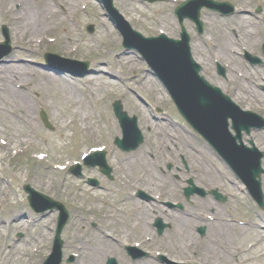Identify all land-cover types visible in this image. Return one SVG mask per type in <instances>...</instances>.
I'll return each mask as SVG.
<instances>
[{
    "label": "rangeland",
    "instance_id": "obj_1",
    "mask_svg": "<svg viewBox=\"0 0 264 264\" xmlns=\"http://www.w3.org/2000/svg\"><path fill=\"white\" fill-rule=\"evenodd\" d=\"M154 10H157V5L148 8L140 6L138 10H135L138 12L137 15H129L128 13L130 12H128V10L121 9V12L127 19H129V21L132 18H136L135 21H132L131 25L134 29L140 31L147 37H157L162 32L170 38L176 37L180 31V26L177 21L173 19V12L159 9L157 12ZM234 18L235 17L227 19L229 21L219 18L209 19L212 20V22L208 20V22L205 23V34L203 35L202 40L197 37L195 32H193L189 23H185L184 26L192 36L193 49L199 50L198 48H201V50H203L202 47L204 48V51H202V57V54H196L195 50L194 55H196L197 60H199L204 67L205 76L208 80L212 84L221 87L237 105L241 106L243 109L246 108L254 111L259 115H262L261 117L264 118L263 100L258 98L256 99L257 102L252 98H249V101L244 98L239 100V97L242 96L240 93L236 92L238 87H240V89L244 91V94L249 95L250 90H248V86H252L254 93L251 94L255 97V92H258L260 96L264 98V67L248 71V64L243 59L239 58L236 60L235 57L237 56L230 53L231 50L235 51L239 49L236 46L235 37L232 38L229 36L231 43H224V33L230 25V22L233 23L231 20ZM72 20L73 21L64 23L61 27H73L74 31L73 35L71 34V37L76 43L73 47L62 48L60 43L47 44L38 47L37 53L29 54L20 52L18 48L15 49V41L12 35L10 19L4 12H0V42L4 40L2 26L6 25L9 29L12 47L10 55L0 60V66L6 65L10 59H15L20 62L19 66L22 68H37L48 74L55 75L56 73L54 71L49 70L46 67V62L44 60L45 54L50 53L69 60L89 62L90 68L94 70V73L90 76H103L114 71L118 73L121 80L120 82H115L116 85H114L113 91L102 96L95 104V111L101 116L100 118L105 124L102 125L101 131L97 132L93 138H82L79 137L75 130L74 132L71 131V134H73V137L70 139L71 143L69 142L70 145H68L63 152L57 151L56 149H52L51 151L46 150L48 149L46 147L49 146L51 140L54 139L55 142H57V139L55 138H64L60 133V125L57 122L60 110L59 105L55 103L52 108L45 107L39 99V93L32 94L29 99V106L31 109H34L32 112L34 111V120L36 124L41 127L39 141H36L39 142L40 145L38 147L36 145L33 147L36 149V152L42 151V153L35 157L32 155H36V153L34 151H29L21 153L18 156H16V153L13 156L12 154H8L2 158V150H0V223L2 220L6 223L8 222V225L6 226L0 225V230L4 228L1 230L4 234L0 239V254L3 252V249L6 248L8 242L11 243L10 246H13L15 252L17 250L27 251L25 258L28 264H41L47 259L48 254L51 252L57 226L58 213H47V216L45 215V217L34 214L30 209L28 196L23 191V186L29 185L36 191L52 198L54 201L62 203L71 216V220L64 229L62 235V240L64 242L63 264H76L75 258L70 262L71 255H78L77 246L85 248L84 243L82 242L71 243L72 234L76 231L90 241L97 238L101 231H105L122 243L127 242L129 246L137 242L141 245V251L154 255V259L150 260L152 264H160L157 262V252L158 254L164 253V251L172 246V243H175V237H159L156 232L151 230L152 227L148 226L147 228L150 232H146L143 228L141 229L133 226L135 225V220L133 216H130L132 215V209L129 207L130 204H120V201L129 198L130 196L135 198V193L137 194L139 191L143 190L147 196L152 198L156 197L157 199V195H161L164 199L168 198V200H182V205L189 210H193L200 206V204H195L194 202L191 205L185 203V200L182 197L185 188L183 183L177 184L172 180L173 175L177 174L175 170L171 172L169 177H165L161 172V168L166 170V165L168 163L173 167L177 166V162L171 157L172 154L167 152L169 149H171L169 152H176L177 156H183L186 159L189 167L192 168L190 170V172L192 171L191 175H199V178L200 176H203L202 167L200 169L201 173H198V165H202L206 171L207 169L209 170V174L206 176L209 179L213 177L215 182L208 183V186L205 187L206 190L212 189L214 186H219V182L222 180H233L235 178L228 167L220 162L211 150L207 152V161L202 158L204 151H206L204 141L201 140L200 137H196L192 130L183 123L171 99L160 87L152 74L148 72V66L142 60L141 56L135 51H127L123 48V40L120 34L104 16V13L96 0H87L86 13H79L76 17L74 16ZM262 20H264V15H262ZM262 20L260 18L261 25L259 24V30L261 34L262 32L264 33V21ZM89 23L96 27V31L93 35H89L86 31V26ZM232 29L233 28L229 30L232 31ZM263 37L256 38L253 35L251 36V40L248 38L247 43L245 42V38L247 37L243 35L242 47H246L250 51L254 50L264 62V54L261 53ZM203 43L207 44L210 52L205 49ZM224 44L226 47V55H221L220 52L215 53L213 45H216L218 50L222 51L221 48ZM127 60L130 64L126 62ZM216 62L225 65L228 69L227 79H222L217 76L215 71ZM106 65L110 66L109 72L104 67ZM207 74L210 76H207ZM240 75H243V77L240 78ZM63 76L72 77L68 74ZM90 76L79 79V81L86 82ZM245 78H247V80ZM144 81H147L149 90H146V82ZM242 84H245V86H241ZM150 89H152V91H150ZM133 94L136 95L134 96ZM117 100L122 102L125 109L124 111L127 112L130 117H137L139 129L142 131L145 138L142 146L155 147L156 145L153 137L154 134L152 133V124H155L156 121H153L149 126H144V123L145 121H148V118L152 121L154 118L161 117L170 124V126H167L166 123L160 125L157 124L160 126V128H157V153H153L147 157L153 165L154 171L157 173L156 182L149 183V181L141 178L140 173L135 174L134 177H128L132 172L126 170L128 162L124 163V161L130 159L134 154H137L138 151L133 153H122L118 151L114 145L113 138L115 136L111 138L112 128L117 130L116 136L121 137V128L112 107L113 103ZM250 104L252 107H250ZM41 110H44L48 114L49 120L54 127L53 131H49L43 125L40 119ZM11 121L12 122L5 124V128H9L13 133L18 134L20 130L18 122L16 119H12ZM166 133H170L171 136L165 135ZM189 133H191V135ZM263 136L264 132H261L258 134H252V138L251 136L246 138L247 142L249 139L251 141L254 139L255 141V138H257L255 144L258 146V138ZM183 138H186L189 141L183 140ZM162 143L166 144L167 147L160 149L163 145ZM188 143L191 144L190 146L195 150V152L193 151V157H191V155L182 154H185V151H187L184 144L189 145ZM13 145L16 147L19 144L15 141ZM95 147H103L107 150L108 164L114 169L113 174L116 182L112 185L103 183L104 189L99 191H94L90 187H86L82 180L77 179L68 172L69 168L74 165L75 162H79L82 156L91 152ZM159 152H162V154ZM196 152H198L199 157L196 155ZM261 152L264 154V150H261ZM166 153L167 156H165ZM46 154L49 156L47 162H38L39 156L45 155L47 157ZM60 160L65 163L63 166L67 167L60 175L55 173L50 176L44 173V165L47 163L56 165V162ZM178 160L179 164L182 166V157ZM262 166L264 169V159ZM84 177L85 179L95 177L99 179V182H102L103 180L107 181L105 177L101 176L96 171L89 170L84 174ZM121 181H123V184H125L124 186H126V190L124 191L120 190V184H122ZM162 181H166L165 183L168 185L167 189L158 185ZM153 184L157 185V187L152 186ZM221 187H223V185H221ZM134 188L139 190L132 195L131 191ZM240 194L244 195L242 193ZM241 195H238L237 198L232 201L233 203L227 205V210L232 211L235 209V211L241 213V216L248 217V220L252 223H257L259 227L260 225L264 226V218L263 220L257 219L256 208L252 201H249L248 198ZM145 205L149 204L145 203ZM155 205L156 204H153V207H156ZM246 205L253 206L251 207V212L244 210ZM122 206L125 207L122 209ZM10 211H16L17 217L11 220ZM18 211L21 212V216H18ZM258 212H260L259 209ZM262 214L264 217V212ZM24 215L27 216V218L16 223V221L21 219ZM145 222H147L146 219ZM9 224L11 225L9 226ZM93 224L96 225V228L92 227ZM147 224H145V226H147ZM51 226L52 231H50ZM257 232L258 234L260 233L259 231ZM19 233L23 234L24 238L16 244V240H18L17 234ZM149 235L154 236L155 241L153 243L152 241L148 243L149 241H147V237ZM253 235L255 236V234ZM159 238H161V240H159ZM259 238L264 239V233L262 236H259ZM189 240L192 239H187L186 237L182 238L180 240V245L182 244L185 246ZM104 243L109 247V256L105 259L104 264L107 263L108 258L116 259L118 264H128L130 262L129 257L126 255L123 248L118 250V247L120 246L112 242L109 243L108 240H105ZM119 255L123 258L122 262L119 260ZM161 256H163V254Z\"/></svg>",
    "mask_w": 264,
    "mask_h": 264
},
{
    "label": "bare ground",
    "instance_id": "obj_2",
    "mask_svg": "<svg viewBox=\"0 0 264 264\" xmlns=\"http://www.w3.org/2000/svg\"><path fill=\"white\" fill-rule=\"evenodd\" d=\"M86 9L87 0H0V12H4L11 22L15 48H18L20 52L29 54L37 53L38 47L52 43L54 40L53 38H56V41L60 43L62 48L73 47L76 44L75 40L71 37L74 31L73 27L68 28L61 26L71 21L78 13H85ZM137 13V11H130L128 14L137 15ZM135 20L136 18H132L131 22ZM238 23L242 29H244L247 28L246 25L250 22H248V18H242ZM232 27L233 25L230 24L229 28ZM224 40L226 44L231 43L227 31L224 34ZM223 48L226 49L225 44L220 52L222 55H226V51ZM198 49L199 50L196 49V54H202L201 56H203L202 51L204 50H201V48ZM126 62L130 64L128 60ZM19 64V61L10 59L6 65L0 66V150H2V158L8 154H12L13 156L15 153L19 154L23 152V150H21L22 147L35 149L33 146L36 145L38 147L40 145V143L36 141H39L41 127L36 124L34 120L35 114L34 111L32 112L34 109H31L29 106V99L33 93H39V99L45 107L52 108L55 103L60 107L57 122L60 125V133L64 138H55L57 142H55L54 139L51 140L49 146L46 147L48 149L45 148L47 151L56 149L57 151L63 152L66 150L67 146L71 143L70 139L73 137L71 131L75 130L79 137L82 138H93L97 132L101 131L102 125L105 124L100 118L101 116L95 111V104L102 96L113 91L114 85H116L115 82L121 81L118 73L111 71L110 74L103 76H90L86 82H81L68 76L48 74L37 68H22ZM104 67L108 72L110 71V66L106 65ZM144 82H146V90H149L147 81ZM241 86H245V84ZM248 90L254 93L251 86L248 87ZM150 91H152V89H150ZM133 95L135 96L136 94ZM255 96L256 99L258 98L264 101V98L260 96L258 92H255ZM12 119H16L18 122L20 129L18 134L13 133L9 128H5V124L12 122ZM153 121L157 122V118L152 121L148 118L144 126L151 125ZM156 122L152 124V133L154 134L153 137L156 144L155 147L143 146L138 154L124 161V163L128 162L126 170L132 172L128 177H134L135 174L140 173L141 178L149 181V183L157 181V173L154 171L153 165L147 158L149 155L157 153ZM116 132V129H111L112 137L116 136ZM15 141L19 144L16 147L13 145ZM258 142L259 149L264 150V136L259 137ZM163 147H166V144L161 146V148ZM206 153L207 152L202 155V158L207 159ZM39 162L42 163L44 161ZM63 164L61 160L57 161L56 165L47 163L44 165V173L50 176L55 173L60 175L62 171L61 166ZM202 171L204 172L206 169L202 168ZM205 180H207V177L204 175L202 176V181ZM121 183L123 184V181H121ZM122 184H120V190L124 191L126 190V186ZM158 185L164 187V189L168 188L166 183H160ZM152 186L157 187L155 184ZM138 190L134 188L131 193H135ZM125 203H129V207L132 209V215L130 216H133L135 220V225L133 226L141 229L143 228L144 231L150 232L145 224L151 222L153 218L157 219V213L152 209L151 204L145 205L142 201L135 200L133 197L125 198V200L120 201V204ZM123 207L125 206H122V209ZM161 209L163 210V208ZM18 216H21L20 211H18ZM16 217V211H10L11 220ZM25 217L27 216L24 215L19 222L25 219ZM145 219L147 222H145ZM204 222L205 218L202 217L200 219V224ZM200 224L197 223V216H195V214L186 219L180 218L179 228L174 233L175 246L169 248L172 260L177 263H187L190 260L187 255L189 252L206 255L207 260L210 262L214 261L213 263L216 264L222 262V260L227 257H232L233 254L231 253L229 242H223L221 245H217L214 241H210L200 245L199 240H197V246L180 245L182 237L186 235L192 237V234L187 228L190 225L191 227H197ZM0 225L6 226L8 222L6 223L2 220ZM10 225L11 224H9V226ZM210 226H213V232L219 235L217 239L223 241L232 239L230 236L231 233L229 234L225 229L229 228L228 224L213 223ZM1 230L0 239L4 234ZM50 231H52V226L50 227ZM151 238L152 236L147 239ZM105 240L120 246L118 250H121L124 245L121 241L113 239L105 231H101L100 235L92 241L87 240V238L78 231L74 232L72 234L71 243L82 242L85 246V248L77 246L78 262H76V264H104L105 259L109 256V247L104 243ZM191 242L190 240L189 243ZM224 244L227 247H223ZM259 244H261V242ZM10 245L11 243L8 242L6 248L3 249V252L0 254V264H28L25 258L27 251L17 250L15 252L14 248ZM249 254L252 256L264 255V247H259ZM119 257V260L122 261L123 258L121 255H119ZM148 264H152V262L148 261ZM259 264H264V262H260Z\"/></svg>",
    "mask_w": 264,
    "mask_h": 264
},
{
    "label": "water",
    "instance_id": "obj_3",
    "mask_svg": "<svg viewBox=\"0 0 264 264\" xmlns=\"http://www.w3.org/2000/svg\"><path fill=\"white\" fill-rule=\"evenodd\" d=\"M197 24L200 28L199 30H201L202 33V25L200 23ZM5 31V35L8 38L7 30ZM186 37L187 34L185 33V31H183V40H185ZM125 39L127 41L144 42L143 49L146 53L147 60L151 62V65H153L157 71H160V76L165 80L166 86H168L169 91H171L172 97L175 99V102H177L180 113L189 122L191 121L194 128L209 141L214 143L219 142L223 144L225 142L224 138L226 134L225 132H222V130L219 128V125L220 123L223 124V122H225L227 118L222 117L218 114H215V119L208 118L207 115H210V109L212 110L210 104L204 102L203 97L201 98L200 95L197 101L196 98H194L195 93L198 91L196 89L198 85L193 77L192 82L190 80L191 78H187V73L197 75L201 71V68L193 62L192 57L190 56V48L187 47V41L175 42L167 39L165 36H161L158 39H144L141 35L132 31L129 27H127ZM181 52L185 53V56ZM203 87L204 90L210 89L209 86L205 83H203ZM115 108L118 117H125L126 123V115L122 114L119 104H116ZM42 117L47 124L46 116L43 114ZM131 124L135 128V120L132 121ZM46 126L50 128L48 124ZM137 134L138 133H135V135ZM221 136L224 138H222ZM141 142L142 138L139 133V139H137V145H135V148H137V146ZM101 162L105 166L103 155ZM108 171L109 169L107 168V171H105V173L108 174ZM67 221L68 216L64 210L60 217V224L56 236L57 248L55 254L47 261L46 264L61 263L62 244L60 241V235ZM109 264H116V262L114 260H111Z\"/></svg>",
    "mask_w": 264,
    "mask_h": 264
},
{
    "label": "flooded vegetation",
    "instance_id": "obj_4",
    "mask_svg": "<svg viewBox=\"0 0 264 264\" xmlns=\"http://www.w3.org/2000/svg\"><path fill=\"white\" fill-rule=\"evenodd\" d=\"M182 1L184 0H162L160 3H157V10L159 9V10L175 11L178 5ZM216 1L223 2V3H229L233 5L235 8V12H234L235 15L238 12L242 11V8L245 9L244 11L250 10L248 11V13L254 11V9L256 10L258 7L262 8V12L264 10V0H216ZM248 15H252V14L250 13Z\"/></svg>",
    "mask_w": 264,
    "mask_h": 264
}]
</instances>
